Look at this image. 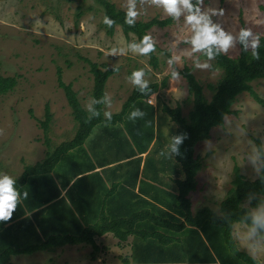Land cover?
<instances>
[{
	"label": "rangeland",
	"instance_id": "1",
	"mask_svg": "<svg viewBox=\"0 0 264 264\" xmlns=\"http://www.w3.org/2000/svg\"><path fill=\"white\" fill-rule=\"evenodd\" d=\"M108 1L114 3L117 9L127 10V0ZM209 8L223 10V16H213L212 19L220 23L225 31L236 35L243 24L264 37V0H204L202 11ZM136 10L139 13L136 20L170 19L168 25H156L148 31L156 44L157 68L151 66L148 55L141 56L129 49L128 45L137 43L134 34L125 35L120 26L108 34L103 23L104 8L96 0H0V76L16 79L11 91L0 94V173L16 179L25 165L41 161L48 148L54 149L75 135L77 124L58 85L57 68L61 69L63 82L72 84L86 110L93 105V74L88 61L97 63L103 69L119 68L106 83V96L117 87L116 90L122 89L123 99H126L136 87L128 77L133 71L143 69L148 84L165 83L156 98L171 108L179 106L182 116L189 120L193 97L182 74L184 68H189L202 86L204 97L211 99L212 87L222 77V70L216 66L214 59L208 60L203 53L192 52L191 44L186 42L192 35L185 23L187 13L174 20L150 0H136ZM36 20H40L43 27L36 24ZM112 48L117 49L116 55L109 54ZM120 49L124 50L123 53ZM238 51L237 44L227 54L235 56ZM170 59L174 61L171 65L168 63ZM197 63H208L210 67L201 69L196 67ZM173 71L179 73V78H172ZM251 85L264 100V79L252 81ZM46 105L52 114L46 133L50 146L39 122L44 119ZM136 110V105L131 106L123 117ZM231 110L222 125L212 128L208 139L195 145L194 154L200 169L196 174V189L189 195L193 211L208 206L221 213L220 203L232 185L235 166L248 179L253 180L259 174L261 159L255 139L261 141L264 150V105L244 92L238 95ZM159 113L160 110L149 125L158 137L156 147L147 157L149 163L157 162L161 153L171 155L169 146L174 137L170 128L176 126L167 114ZM159 116L164 123L159 121ZM81 148L62 157L54 169L56 175L65 170L64 162L68 156L83 154ZM79 160L81 162V157ZM172 160V164L178 165ZM171 197L175 203L174 196ZM243 205L248 206V200ZM251 213L264 220V196L262 204L251 209ZM233 228L238 248L264 264V238L244 223L237 222ZM113 240H116L115 237ZM105 245L108 249L113 248L109 242ZM84 247L70 246L59 251L11 256L6 264H108L106 258L115 253L106 252L109 254L107 257L104 252L92 250L88 244ZM93 251L97 257L105 256L103 260L92 259ZM128 253L121 252V256ZM108 259L119 261L117 257Z\"/></svg>",
	"mask_w": 264,
	"mask_h": 264
},
{
	"label": "trees",
	"instance_id": "2",
	"mask_svg": "<svg viewBox=\"0 0 264 264\" xmlns=\"http://www.w3.org/2000/svg\"><path fill=\"white\" fill-rule=\"evenodd\" d=\"M96 1L104 8L105 16L115 21L112 27L105 25L108 34H112L115 27L120 26L125 35L134 34L137 43L153 26L164 27L170 23L169 18H153L147 21L136 20L135 25L129 27L124 23L125 10L117 9L115 4L108 0ZM192 2L195 4L196 0ZM241 28H245L243 24ZM238 48V54L235 56L221 53L214 58L216 66L222 70V77L212 87L214 92L210 100L204 97L202 86L189 68L182 70L193 97V108L189 112V120L182 116L179 106L171 108L163 105L159 98L155 108L149 106L150 110L145 112L147 115L136 117V122L133 123L136 132L132 134V140L137 153L148 152L144 162L147 161L150 151L158 142V137H155V133L149 127L154 119L155 110L156 113L160 110L159 115L167 114L171 123L176 126L170 128L173 137L187 134V138L177 145L179 154L170 150L171 155L161 154L158 157L159 163L169 164L171 167V180L176 190L173 196L176 202L167 204L169 211L157 210L148 220H145L142 214L129 220L105 216L99 217L98 221L92 225L80 222L70 225L67 217L73 213H70L71 208L68 204L66 205L59 186L53 183L56 190L51 191L45 187V184L50 185L48 174L53 173L61 158L70 151L82 147L95 125L100 122L123 121L124 114L131 106L137 104L141 107L150 97L156 95L165 83L162 85L157 82L149 83L148 90L144 93H141L137 86L134 87L123 103L122 109L112 114L109 120L103 116L104 89L108 78L117 73L119 68L105 67L106 69H103L97 63L88 61L93 74L92 97L93 101H97L93 103L92 110L98 112V116H93L92 112L82 107L72 84L63 82L61 69L57 68L58 85L62 88L71 108L73 119L77 124L76 132L71 139L61 142L54 149L48 148L41 161L25 165L19 177L15 179L17 190L21 195L27 190L31 199L19 202L11 219L0 222V264H6L11 256L53 251L65 245L80 243L94 245L95 236L108 232H111L119 241H125L133 235L132 264H260L259 260L238 248L233 236V225L238 222L255 228L257 235L264 238V228H261L259 224H253L254 216L251 213V209L262 204L264 196V150L259 139H255L261 159L258 176L253 180L248 179L235 166L232 172V185L220 203L221 213H216L208 206L193 211L189 196L190 192L196 189V174L200 169V163L194 154L196 143L208 139L212 128L224 123L225 116L232 113L231 106L239 94L248 92L254 100L264 105V100L251 85L252 81L264 79V37H260L259 60L252 59L251 50L245 52L239 44ZM148 57L151 66L157 68L158 58L155 51L148 54ZM15 85L14 77L0 76V94H6ZM145 106L147 107L146 104ZM51 115L49 106L46 105L44 119L39 121L48 146L50 143L46 133ZM89 117L91 119H88ZM159 121L164 123L160 116ZM153 141L155 142L149 150ZM172 159L178 165L172 164ZM74 175V172L68 176L65 174L64 181L67 183L62 187L72 182ZM80 182L81 180L73 182L72 186L77 187ZM40 183L42 187L39 186ZM72 192L69 191L68 195L70 196ZM36 199L40 200L36 202ZM246 200L249 202L248 206L243 205ZM62 203H65V207H61ZM35 207L39 210L36 211ZM39 214L42 218H39ZM55 214L59 216L60 222L56 220ZM136 222L140 224L138 228H134Z\"/></svg>",
	"mask_w": 264,
	"mask_h": 264
},
{
	"label": "crops",
	"instance_id": "3",
	"mask_svg": "<svg viewBox=\"0 0 264 264\" xmlns=\"http://www.w3.org/2000/svg\"><path fill=\"white\" fill-rule=\"evenodd\" d=\"M116 89L118 88L110 90L109 96L105 95L104 117H106L104 113L106 109L111 115L118 113L129 97L123 99L122 89ZM156 101L157 98L154 95V97H150L148 101L143 103L141 107L139 106L140 109L137 104L136 107L144 115H147L145 112L150 110L149 106L155 108ZM134 122H136V117L130 115L124 117L123 121L98 123L83 143L81 148V150H84L83 154L68 156L64 162V171L57 173V175L54 171L48 174L47 178L50 181V185L46 183L45 187L54 191L56 189L52 184L59 186L66 205L68 204L71 208L70 213H73V215L67 217L70 225H74L76 222L92 225L98 221L99 217L105 216L112 219L128 218L129 220L142 214L145 220H148L157 210L165 209L169 211L167 204L172 202L173 197L171 196L176 194L175 186L171 180V167L169 164L164 165L159 163V161L144 162L148 152L137 153L135 143L132 140V134L134 131L136 132V128L133 125ZM154 142L150 144L149 150ZM80 157L82 159L81 162L79 160ZM73 172L75 173L73 181L69 182L66 187H62L63 184L67 183L64 181L65 174L68 176ZM78 180H81L80 185L77 187L72 186V183ZM42 182L44 183L45 180ZM39 186L42 187V183ZM69 191H73L70 196L68 195ZM24 199L22 194L20 202ZM29 199L31 198L28 195L27 201ZM39 200L36 199L35 201L38 202ZM65 203H62L61 207H65ZM57 208H60V206H57ZM103 209L105 210L104 212ZM35 210L39 209L35 207ZM58 217L56 215V220L60 222L61 220ZM39 218H42L41 214H39ZM139 225V222H136L134 228H138ZM113 237L115 236L108 232L101 236H95L94 245L80 243L57 247L55 250L59 251L70 246L75 248L84 247V245L88 244L92 250H98L105 254L106 252L115 251L111 257H108L109 254H106V256L111 259L117 257L123 264H132L133 235H130L125 241H119L116 237V240H113ZM107 242L112 245V249L106 247L105 244ZM124 251H129V253L123 257L121 252ZM93 252L94 254L90 257L95 259L97 255L95 251ZM104 257L100 255L97 260L102 261ZM108 258H106L109 262L108 264H118L119 262L110 261Z\"/></svg>",
	"mask_w": 264,
	"mask_h": 264
},
{
	"label": "clouds",
	"instance_id": "4",
	"mask_svg": "<svg viewBox=\"0 0 264 264\" xmlns=\"http://www.w3.org/2000/svg\"><path fill=\"white\" fill-rule=\"evenodd\" d=\"M150 2L158 8H162L174 20L178 19L183 13H187L185 23L190 27L192 35L190 40L186 42L191 44L193 53H203L208 60H212L221 53L227 54L230 49H235L236 45L239 44L243 51L251 50L252 59H260L259 34L255 33L251 28H240L236 35L225 31L220 23H216L212 19L213 16H223V10L209 8L206 11H202L204 0H196L195 4H193L192 0H150ZM138 16L136 0H127L124 23L132 27L135 25ZM103 23L108 27H112L115 21L105 16ZM36 24L43 27L40 20H36ZM128 47L132 52L141 56H147L156 50L155 42L149 34L144 35L139 43H132ZM119 51L123 53L124 50L120 49ZM109 54L116 55L117 49L112 48ZM173 62L172 59L168 61L169 65L173 64ZM196 67L207 69L210 65L208 63H197ZM171 76L173 79H177L179 78V73L173 71ZM144 77L145 72L143 69L133 71L128 77L129 81L137 86L141 93L148 90V81ZM93 103H97V101L94 100ZM88 111L92 112L93 116L99 115L98 112L92 110L90 105ZM105 115L109 120L111 119L110 113H105ZM143 115L144 113L139 110L131 113L132 117ZM88 119H91V117ZM185 138H187V134L175 136L169 146L171 152L179 154L177 145L181 144ZM15 184L16 181L13 177L0 173V222L9 221L20 202L21 193L17 190ZM23 197L27 199L28 192H24ZM253 224H259L261 228H264V220H261L260 217H254ZM253 232H255V228H253Z\"/></svg>",
	"mask_w": 264,
	"mask_h": 264
},
{
	"label": "built area",
	"instance_id": "5",
	"mask_svg": "<svg viewBox=\"0 0 264 264\" xmlns=\"http://www.w3.org/2000/svg\"><path fill=\"white\" fill-rule=\"evenodd\" d=\"M150 102V101H149Z\"/></svg>",
	"mask_w": 264,
	"mask_h": 264
}]
</instances>
